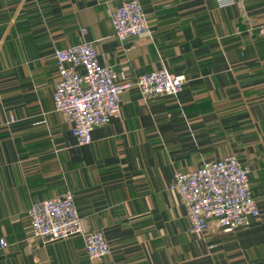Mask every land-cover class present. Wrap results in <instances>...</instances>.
Returning <instances> with one entry per match:
<instances>
[{
    "label": "crops",
    "instance_id": "obj_1",
    "mask_svg": "<svg viewBox=\"0 0 264 264\" xmlns=\"http://www.w3.org/2000/svg\"><path fill=\"white\" fill-rule=\"evenodd\" d=\"M121 1L0 0V264L85 261L79 235H29L28 209L66 192L110 245L101 264H264V0H137L149 33L119 42ZM82 42L118 80L165 68L182 90L146 101L130 87L80 146L52 92L55 51ZM227 155L248 168L260 215L191 234L174 173Z\"/></svg>",
    "mask_w": 264,
    "mask_h": 264
},
{
    "label": "built area",
    "instance_id": "obj_2",
    "mask_svg": "<svg viewBox=\"0 0 264 264\" xmlns=\"http://www.w3.org/2000/svg\"><path fill=\"white\" fill-rule=\"evenodd\" d=\"M110 20L119 42L149 33V22L137 0H122L111 11ZM54 58L53 107L67 118L80 146L91 143L95 128L120 116L122 94L130 87H135L146 101L177 96L183 87V78L165 68L144 72L133 82L118 80L112 67L100 64L92 42L56 50ZM248 175V168L234 155L205 162L191 171L175 172L169 190L186 208L189 232L219 229L232 233L259 217ZM27 218L32 239L53 243L81 236L82 264H101L111 253L101 231L84 228L70 192L33 204ZM7 246L0 240L1 249Z\"/></svg>",
    "mask_w": 264,
    "mask_h": 264
}]
</instances>
